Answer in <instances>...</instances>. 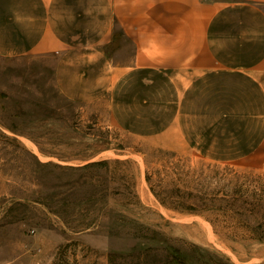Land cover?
Segmentation results:
<instances>
[{"label": "rangeland", "instance_id": "374dc122", "mask_svg": "<svg viewBox=\"0 0 264 264\" xmlns=\"http://www.w3.org/2000/svg\"><path fill=\"white\" fill-rule=\"evenodd\" d=\"M132 53L124 41L118 60ZM108 69L82 77L54 53L0 55V264H264V140L233 160L212 139L202 155L200 131L235 128L223 144L238 146L254 134L200 115L226 109L203 86L174 125L170 85L162 100L154 76L148 93L114 92ZM98 160L109 164L67 167ZM189 205L201 212L174 208Z\"/></svg>", "mask_w": 264, "mask_h": 264}, {"label": "crops", "instance_id": "0c3cea01", "mask_svg": "<svg viewBox=\"0 0 264 264\" xmlns=\"http://www.w3.org/2000/svg\"><path fill=\"white\" fill-rule=\"evenodd\" d=\"M124 41L133 53L119 61ZM27 53L57 54L82 77L108 67L114 92L134 82L148 93L154 76L162 93L171 86L170 96L156 94L176 104L174 125L179 104L203 86L205 97L220 99L222 108L226 101V109L199 114L244 122L254 141L223 144L239 136L235 128L200 131L208 143L197 147L202 155L212 139L221 141L213 149L233 160L264 140V0H0V55Z\"/></svg>", "mask_w": 264, "mask_h": 264}, {"label": "trees", "instance_id": "16d2710c", "mask_svg": "<svg viewBox=\"0 0 264 264\" xmlns=\"http://www.w3.org/2000/svg\"><path fill=\"white\" fill-rule=\"evenodd\" d=\"M109 164V161L108 160H98V161H92V162H88V163H85L83 165H80V166H67L69 169H72V170H79V171H82V172H85V171H89L90 169H99L101 167H106L107 165ZM146 179L148 180V177L146 176ZM152 192L154 193V191L152 190ZM170 193L172 194L171 196H173V194H180L181 197H183L182 199V202L184 200V197H191L192 194L189 192V193H181V191L178 189V188H175V190L173 189V192L170 191ZM155 196L158 197V194L154 193ZM160 201L163 203L164 201L162 199H160ZM210 202H214L215 201V196H211V199H209ZM215 204V203H214ZM180 211H186V212H190V213H196V212H201V210L193 207V205H189V206H176L174 207ZM209 209H218L220 210L221 207H210ZM206 210V208H205ZM264 218V217H263ZM258 227L259 228H262L263 229V234H264V223H258Z\"/></svg>", "mask_w": 264, "mask_h": 264}]
</instances>
